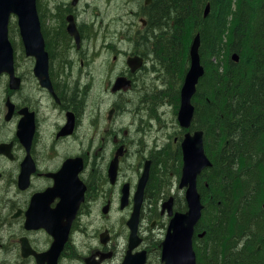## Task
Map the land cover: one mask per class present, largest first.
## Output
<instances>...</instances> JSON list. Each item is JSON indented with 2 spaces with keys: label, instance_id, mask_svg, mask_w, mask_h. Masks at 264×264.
Returning <instances> with one entry per match:
<instances>
[{
  "label": "flooded vegetation",
  "instance_id": "1",
  "mask_svg": "<svg viewBox=\"0 0 264 264\" xmlns=\"http://www.w3.org/2000/svg\"><path fill=\"white\" fill-rule=\"evenodd\" d=\"M159 2L37 0L48 62L27 51L16 18L14 74H0V264H122L147 167L140 242L131 253L145 250L149 257L161 250L160 235L167 230L161 218L170 217V208L172 214L187 210L181 203L185 195H179L185 131L177 114L174 136L180 142L170 153L158 120L162 102L173 106V98L162 101L169 60L158 47L166 42L167 29L153 23ZM145 77L165 87L154 88ZM209 152L208 172L216 162V150ZM168 154L174 157L170 164ZM173 164L180 167L177 190L161 195L154 174ZM203 180L199 176L198 186L209 201V226L226 232L232 216L221 211L208 181L203 191ZM155 202L161 206L152 210ZM71 215L76 216L58 254L55 233L64 235ZM156 226L164 234L156 233ZM201 228L199 223L195 242ZM241 229L239 245L257 236L262 262L264 214L247 216Z\"/></svg>",
  "mask_w": 264,
  "mask_h": 264
},
{
  "label": "trees",
  "instance_id": "2",
  "mask_svg": "<svg viewBox=\"0 0 264 264\" xmlns=\"http://www.w3.org/2000/svg\"><path fill=\"white\" fill-rule=\"evenodd\" d=\"M208 2L212 9L205 18ZM159 3L161 9L154 14L153 23L167 29L166 42L158 44L169 60L167 76L174 71L182 82L192 37L196 31L201 32L206 73L193 99V126L205 131L206 148L209 153L216 150V162L200 180L204 179V192L206 181L210 192L214 187L221 211L232 216L229 230H214L209 226L208 201L201 228L207 231L205 245L203 249L196 245L200 264H264L257 236L239 245L245 218L264 214V0ZM235 51L241 55L238 63L230 57ZM173 82L179 84L178 80ZM173 95L178 107L179 90L175 89ZM160 175L156 172L153 179L158 193L163 192L164 184Z\"/></svg>",
  "mask_w": 264,
  "mask_h": 264
},
{
  "label": "water",
  "instance_id": "3",
  "mask_svg": "<svg viewBox=\"0 0 264 264\" xmlns=\"http://www.w3.org/2000/svg\"><path fill=\"white\" fill-rule=\"evenodd\" d=\"M150 1L147 0L148 3ZM210 8L211 5L208 4L205 12L206 16L209 14ZM12 14L19 17L27 51L37 54L40 59L48 60L36 0H0V72H14V47L9 37V23ZM201 44V34L198 33L190 47L191 64L181 89V105L178 118L180 124L185 128H189L192 124L195 113V105L192 99L197 91L200 79L205 74V66L202 64L200 54ZM233 58L239 60L240 56L235 53ZM124 79H120V84L124 82ZM182 146L184 167L180 187H187L186 196L189 209L185 213L177 212L170 221L166 238L162 243V260L165 264H197L193 235L195 225L202 217L204 208L201 195L197 189V178L206 167L210 166L211 162L205 151L204 131L197 130L194 134L188 132ZM148 177L149 169L147 167L138 187L135 215L129 220V225L132 228L130 250L137 246V243L133 242V238L136 235L140 207ZM172 200L171 197L169 206ZM65 235H68V231ZM146 255L145 251L137 254L129 253L123 264H145Z\"/></svg>",
  "mask_w": 264,
  "mask_h": 264
},
{
  "label": "rangeland",
  "instance_id": "4",
  "mask_svg": "<svg viewBox=\"0 0 264 264\" xmlns=\"http://www.w3.org/2000/svg\"><path fill=\"white\" fill-rule=\"evenodd\" d=\"M196 34V32L194 33V35ZM194 35H193V37H194ZM193 37H192V39H193ZM11 39L13 40V42H15V43H17V41H18V37H17V30H16V17H13L12 18V21H11ZM192 42V41H191ZM238 53V52H237ZM224 54V53H223ZM226 54V53H225ZM224 54V55H225ZM227 54H228V52H227ZM232 54V53H231ZM230 57H231V55H230ZM225 58H226V56H225ZM213 60H215V58L213 57L212 58ZM183 64H184V62H183ZM185 66H186V68H188V65H189V63H188V60H187V62H185ZM170 74H172V75H168L167 77H166V79H167V81H166V79L164 78V80H165V84H166V86L169 88V89H166L165 90V93H166V95L162 98V101H165V98H166V96H168V99H170V98H173L172 100H173V106L172 105H170V103L171 102H168L169 104L168 105H165L164 106V102H162L161 103V109H160V111H161V113H162V116H159L158 117V120L159 121H162V127L164 128V130L165 131H167V133L165 134V140L169 143V145H170V153H173V151H174V147H176L177 145H178V143L180 142V136H179V138L176 140V138H175V136H174V133H175V131H176V128H175V124H176V126L178 127V125H177V121H176V115H177V104H176V95H174V96H171V95H173V93H175V89H177V90H180V87H181V85H182V82L179 80V78L177 77V75H175V73H174V71L172 72V73H170ZM145 79H146V82H147V84L148 85H152V86H154V88L156 87V86H158V85H161L160 87H159V90H161V87L163 88V87H165L164 85H163V82L162 81H160V80H155L154 78H148V77H145ZM176 80H178L179 81V84L178 85H176L173 81H176ZM170 82H173V83H170ZM173 84V85H172ZM171 85V86H170ZM152 88V87H151ZM157 105V104H156ZM155 112H156V114H157V111L155 110ZM155 112L153 113V115H155ZM125 119H126V117H125ZM127 120V119H126ZM155 122V121H154ZM156 124H155V127L156 128H158V127H161V124H158L157 122H155ZM156 134H157V129H155V130H153L152 131V139L151 140H153V138H154V136L156 137ZM169 134H171V138L169 139V138H167V135H169ZM149 137H150V135H149ZM169 155V157H170V159H169V163L168 164H170L172 161H174L173 160V156H172V154H168ZM174 166H175V164H173L171 167H164V169H165V171L163 172V171H159L160 172V174L162 175L163 174V176H161L160 175V177L164 180V184H163V186L161 187L162 188V193H161V195H163V194H167V195H169V194H171V193H174L176 190H177V184H176V181H177V177L175 176V173L177 174V172L180 170V167H178V168H174ZM174 173V174H173ZM172 185H171V184ZM154 185H158L157 183H155ZM169 185H171V188L169 187ZM161 195H158L159 197L161 196ZM179 195H181L182 197H183V195H184V191H182V194H181V191L179 192ZM181 203H183V204H185V201L183 200ZM160 205V203L159 202H155V203H153L152 205H151V208H152V210H154L156 207H158ZM154 215H158V214H154ZM120 217H122V215H120ZM158 216H156V218H157ZM169 217L168 216H166V217H164V218H161V222H162V224H167L168 225V223H169ZM115 220H117V219H114L113 221H115ZM151 220V219H150ZM150 220L148 221V223H146V227L148 228L149 226H150ZM100 221H103V220H100ZM100 222H98V224H99ZM120 227L122 228V220L120 221ZM157 227V226H156ZM88 229H91V227H90V225H89V227H88ZM155 232L156 233H160V234H164L163 232H161V228H160V226H158L157 228H156V230H155ZM160 237L163 239V235H160ZM154 244H156V242L154 241ZM157 248V247H156ZM160 252H161V250L160 249H155V250H153L152 252H151V255H150V261H149V263L148 264H162L161 263V261H160V259H161V255H160ZM81 253V252H80ZM70 264H81L79 261H72V262H70Z\"/></svg>",
  "mask_w": 264,
  "mask_h": 264
},
{
  "label": "bare ground",
  "instance_id": "5",
  "mask_svg": "<svg viewBox=\"0 0 264 264\" xmlns=\"http://www.w3.org/2000/svg\"><path fill=\"white\" fill-rule=\"evenodd\" d=\"M160 261H161V263H162V264H164V262H163V260H162V259H160Z\"/></svg>",
  "mask_w": 264,
  "mask_h": 264
}]
</instances>
